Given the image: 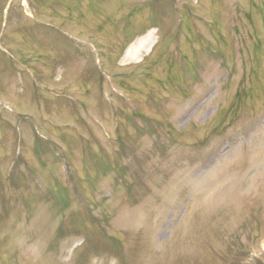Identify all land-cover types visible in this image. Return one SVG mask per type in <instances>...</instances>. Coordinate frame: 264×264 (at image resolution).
I'll list each match as a JSON object with an SVG mask.
<instances>
[{"label": "rangeland", "instance_id": "rangeland-1", "mask_svg": "<svg viewBox=\"0 0 264 264\" xmlns=\"http://www.w3.org/2000/svg\"><path fill=\"white\" fill-rule=\"evenodd\" d=\"M0 264H264V0H0Z\"/></svg>", "mask_w": 264, "mask_h": 264}, {"label": "bare ground", "instance_id": "bare-ground-1", "mask_svg": "<svg viewBox=\"0 0 264 264\" xmlns=\"http://www.w3.org/2000/svg\"><path fill=\"white\" fill-rule=\"evenodd\" d=\"M151 36V34H149ZM147 37H145L146 39ZM144 39L137 40L126 52V58L128 59H134L137 57L138 54H140V50H142Z\"/></svg>", "mask_w": 264, "mask_h": 264}]
</instances>
